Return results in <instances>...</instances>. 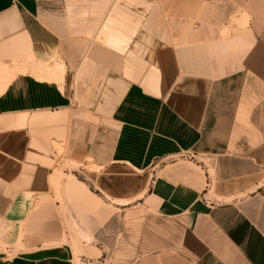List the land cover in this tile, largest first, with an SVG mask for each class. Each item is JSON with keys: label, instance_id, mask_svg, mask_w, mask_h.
<instances>
[{"label": "crops", "instance_id": "1", "mask_svg": "<svg viewBox=\"0 0 264 264\" xmlns=\"http://www.w3.org/2000/svg\"><path fill=\"white\" fill-rule=\"evenodd\" d=\"M16 240L0 264H264V0H0Z\"/></svg>", "mask_w": 264, "mask_h": 264}, {"label": "rangeland", "instance_id": "2", "mask_svg": "<svg viewBox=\"0 0 264 264\" xmlns=\"http://www.w3.org/2000/svg\"><path fill=\"white\" fill-rule=\"evenodd\" d=\"M83 239H85V243H86V248L89 249L90 247V243H89V237H84ZM18 240H16V242H13V245H8V244H4V243H0V252H4L3 254L6 257H12L13 255H15L16 253H18L21 249H20V244H17ZM89 254V253H88Z\"/></svg>", "mask_w": 264, "mask_h": 264}]
</instances>
